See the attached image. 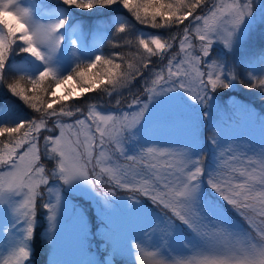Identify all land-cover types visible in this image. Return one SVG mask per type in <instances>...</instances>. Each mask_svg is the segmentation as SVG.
Instances as JSON below:
<instances>
[{"label": "snow or ice", "instance_id": "1", "mask_svg": "<svg viewBox=\"0 0 264 264\" xmlns=\"http://www.w3.org/2000/svg\"><path fill=\"white\" fill-rule=\"evenodd\" d=\"M208 3L60 0L66 7L55 9L40 22L19 0H0V85L40 114L37 119L0 124V165L11 169L0 172V205L8 203L10 197H21L12 211L25 222L24 241L33 237L38 199L39 206L47 210L49 232L57 218L60 193L55 191L54 203L45 202L41 185H49L50 180L69 185L79 179L96 191V185L105 183L100 179L104 174L108 187L103 196L114 195V188L130 193L129 220L138 225L135 232L109 234L113 264L127 254H135V264H145V256L153 258L152 264H264V141L258 146L246 141L247 147L241 151L235 145L236 138L223 135L232 125L221 118L227 110L264 132V113L231 97L224 105L217 102L220 90L237 85L264 100V49L239 61L229 60L248 39L249 32L241 34V28L256 15L257 8L262 10L264 22V0H213L211 7ZM114 5L126 9L141 25L153 29L184 25L182 32L170 33L167 39L159 35L136 37L137 52H143L132 58L121 56V63L103 55L82 58L90 50V34L77 28L67 10L109 9ZM198 9L201 14H197ZM116 32H125L122 22ZM193 38L196 45L189 42ZM177 40L179 62L174 64L175 56L167 58L159 72L146 77L144 70L151 57L163 61V53ZM125 43L131 46L134 41ZM216 45L225 50L222 57L213 58ZM21 54L24 61L32 58L39 62L42 70L30 75L24 72V64L11 62ZM53 61L70 62L69 73L58 75ZM10 66L24 74L8 80ZM202 66L207 70L202 71ZM137 78L143 82L142 91L132 96L126 110L117 108L112 114H102L89 105L85 115L79 107L74 111L65 107L69 100L96 90L110 95ZM69 81L72 88L58 97L55 86ZM54 105H60L59 111ZM53 117L59 135L43 137L42 154L39 134L53 131L46 128V118ZM59 117L75 119L65 123ZM205 128L207 136L202 135ZM177 132L186 136L178 148L155 146L158 137ZM108 151L118 153L117 159L126 163L105 165V160L112 159ZM42 155L56 161L50 177L41 163ZM140 197L160 212L144 207ZM231 211L243 219L247 229L233 220ZM183 229L191 233L190 238L184 236ZM177 240L192 253L186 260L172 256ZM29 255L22 241L0 264H24Z\"/></svg>", "mask_w": 264, "mask_h": 264}, {"label": "rangeland", "instance_id": "2", "mask_svg": "<svg viewBox=\"0 0 264 264\" xmlns=\"http://www.w3.org/2000/svg\"><path fill=\"white\" fill-rule=\"evenodd\" d=\"M53 2L55 1L51 2V0H19L20 5L22 7L30 8L33 12L34 18L40 22L46 21L50 12L60 8ZM208 7H211V4ZM111 8H114V10L116 11H120V9H117L115 5ZM261 11L262 10L260 8H257L256 15L251 18H248L242 25L241 34H243L245 31H248V39L237 48V50L232 54V56L229 57V60L234 59L239 61L241 57L248 56L254 52L258 54L261 49H264V22L261 21ZM204 12H207V8L204 10ZM71 17L73 16L71 15ZM101 21V18L98 17L89 26L82 27L83 31L86 34H90L88 35V44L90 50L82 58L90 60L94 57V55H100V48L98 45L93 43V40L96 35L104 31L105 26L100 23ZM116 21L117 19L115 20V22ZM133 24L136 26L135 23ZM187 24L188 23H186V25ZM128 25L129 24H127L126 22L124 24L125 28L128 29ZM77 28H81L79 23L77 24ZM181 32L182 29L180 32L177 33ZM172 33L176 32L173 31ZM137 34H139V32ZM189 42L193 45H196L198 43V41H196L194 38L191 39ZM172 43V49L168 50V52L163 54L166 57L163 61H161L159 57H151L152 62L149 64L148 69L144 70L146 77L149 73L159 72L161 70V67L167 64V58L175 56L174 64L179 62V60L181 59V56L179 55V41L177 40ZM224 51L225 50L223 49L222 45L214 46L213 58L222 57ZM142 52V49L137 52V47L135 44L131 51H125L121 56L132 58L134 54L138 56ZM22 55L23 54H21V58L19 59L17 65L24 64L25 73L35 75L38 74L40 70H42V65L39 62L35 61L32 58H28L27 61H24ZM119 57H117V60H115L116 63H121ZM52 66L56 68L58 75H67L71 69L72 64L68 61H53ZM201 70L206 71V66H202ZM164 71L165 74H167V68H164ZM1 87L2 85H0V124H15L21 119H31V113L24 108V105L26 104H24L22 100H20L18 97L13 96L12 94V99L7 98V90L1 89ZM66 88H72L71 81H69L66 85H56V95L58 97L63 96L65 94ZM142 88L143 82L139 81V79L137 78V80L133 81L131 85L119 88L116 91L110 90V95L108 92L96 90L86 94L84 97H80L78 99L73 98L72 100H69L66 103L65 107L66 109H71L73 111L76 107H79L86 115L87 109L89 105H91L94 106L95 110L101 112L102 114H112L117 110L114 108H121L126 110L127 105L128 103H130L132 96L135 94H139V92L142 91ZM231 92H236V94L241 95L244 98L256 103L258 106L264 108V100H262L256 92H250L249 90L238 85L232 87L229 90H220L217 93V102L221 105H224L225 102L228 101V99L231 97L234 98L237 102L241 103L240 100L236 99L234 96L229 95V93ZM90 95L94 99H91ZM89 97L91 102H85V99ZM81 98L83 99L81 100ZM142 99H146V97H142ZM78 100L79 102H76ZM93 100L94 102H92ZM117 100H120V102L122 100H126L127 102L122 101L119 105H117ZM82 103L83 107L80 106ZM116 105L118 107H115ZM59 107L60 105H54V108H56L57 111H59ZM236 116L239 115L233 114L232 112L227 110L221 113V118L227 121L228 124L232 125L231 128H227L224 130L223 135L226 137L236 138L235 145H238L241 151L246 149V141H249L253 146L260 145L261 142L264 141V132H262L258 126L248 124L247 121L241 116H239V120H234ZM66 118L67 117H59L62 122H74V119L71 121H67ZM46 119V128L53 129V131L49 132L46 130L45 136L59 135V129L55 128L56 118L53 117ZM228 119H232L233 121L229 122ZM207 134L208 131L205 128L202 135L207 136ZM185 139L186 136L179 132L175 134L164 135L157 138V144L155 146L178 148L179 146H181ZM229 143H231V141H229ZM44 144L45 141L44 139H42V141L39 143L42 154L44 152ZM22 151L23 149H21V152ZM107 155L110 156L112 159L111 161L105 160V165L110 166L111 163H126L123 158L117 159L119 155L118 153L115 154V156H112L111 151H108ZM42 158H47V160L51 162V166L49 165V170L45 169L48 176H51V171L55 168L56 161L43 155ZM41 163L44 168H46L43 161H41ZM10 170L11 169L8 165H0V172H8ZM89 171L91 172V168L89 169ZM95 171L99 172L100 169L96 168ZM91 179L95 180L96 177L93 175ZM100 179L101 181L105 182L96 185V191L100 192L101 195H98L97 192L94 191L91 186L79 179L73 181L69 185H64L61 182V184L64 186V191L68 195H71L73 197H80L83 200V204L85 205V207L80 206L79 203L74 204L71 201L64 199L60 190H58L57 184L48 185L46 189V194L44 195L42 193L43 200L49 203L55 202L56 190H58L60 193V203L57 210V218L51 232H49L47 210L40 206L37 207L34 228L42 224L47 225V227L43 230L45 237H47L46 240H44V246L47 245L46 247L49 248L48 252L45 253V264H113L112 244L108 238L109 234L115 235L122 231L135 232L137 230V223L135 221L129 220L130 208L128 206L127 198L129 196V193H127V191L125 190H123V193H116V190L121 189L114 188V195L103 196L104 192L98 189V187H104L105 190L107 189V176L101 174ZM48 188H52L53 191L50 193L48 191ZM20 199L21 197L19 196L10 197L8 203H6L5 205H0V262H2L3 259L10 254L13 247H15L18 243L22 241L26 243L29 252L32 249L29 244V241H24L25 222L23 220H20L12 211V207L14 206L15 202L19 201ZM37 203L40 204L39 199ZM92 220H94V226H96V228L94 227L95 231L98 232L99 230L102 231V229H104L103 232L105 236H107L106 239H99L102 241L100 243L101 250L104 247L106 248V254L104 259H102L103 254L101 252L93 250V243L97 241H92L94 239V234L92 233ZM100 221L105 223V225H102ZM185 230L187 234L183 232L184 236L190 238L191 233L188 232L187 229ZM173 250L174 252L172 256L176 260H186L192 255V253L188 252V250L185 249L183 245L179 243L178 240L175 242ZM144 259L145 264H152V257L145 256ZM115 264H135V254H127L122 257H118L115 259Z\"/></svg>", "mask_w": 264, "mask_h": 264}, {"label": "trees", "instance_id": "3", "mask_svg": "<svg viewBox=\"0 0 264 264\" xmlns=\"http://www.w3.org/2000/svg\"><path fill=\"white\" fill-rule=\"evenodd\" d=\"M52 1H55L53 3L58 5L60 8L66 7V6H63L60 4V0H51V2ZM212 1L213 0H209L208 6L211 4ZM115 7L117 9H120V11H116V10H114V8L101 9V10L100 9H93V10L70 9V10H67L70 17H71V15L73 16V17H71L73 22L76 21V23L77 24L79 23L80 26H82V27L89 26L98 17L101 18L102 21L100 23L105 25V30H104L105 33L104 34L99 33L97 36H95L94 41H95L96 45H98L100 48V55H103L106 58H113V59L117 60V57L121 56L123 54V52L131 51L133 46L135 45L136 37L142 36L143 38H146L147 36H150V35H159V36L167 39V37L169 36L170 33H172L173 31H175L176 33L180 32L182 27L184 26V25H181L179 27L153 29L147 25H141L138 21H136V19L132 16V14L129 13L126 9H122V7H119L118 5H115ZM205 9L206 8H204L203 11ZM197 14H201L200 9L197 10ZM116 19H117V21L115 22ZM189 19L191 20L192 18L190 17ZM120 22H122L123 24H125L127 22V24H129L128 25L129 30L127 28H125L124 33H117L116 28L119 27ZM133 23H135L136 26ZM186 23H188V21H185V25H186ZM138 32H139V34H137ZM126 40H133L134 44L129 46L125 43ZM163 54H165V53H163ZM20 58H21V55H17L14 57V59L11 60V62L17 65ZM20 75H23V73L18 72L15 68H13L11 66L9 67V69L6 72V76H7L8 80L16 79ZM1 89H6V87L2 86ZM229 95L234 96L236 99L240 100L241 103L250 105L251 107L256 109L257 112L264 113V108L258 106L256 103L244 98L243 96L236 94V92H231V93H229ZM6 97L12 99L11 93L8 92V90L6 92ZM90 97H91V95H90ZM90 97L86 98L85 102H91ZM82 99L83 98H81V100ZM91 99H94V98L91 97ZM79 100L76 102H79ZM122 101L127 102L126 100H122ZM92 102H94V100ZM80 106L83 107V103ZM115 107H118V106L116 105ZM24 108L27 109V111L31 113V115H32L31 119H37L39 117V113L35 112V110L28 108V106H26V105H24ZM112 108H114V107H112ZM114 109H117V108H114ZM74 118L75 117L66 118V119H74ZM45 133H46V130L41 131V133L39 134L38 143H40L42 141L43 137L45 136ZM41 161H43V163L45 164V167H46L45 169L49 170V167L51 166L50 165L51 162H49L47 160V158H45V159L42 158ZM40 188H41V191H43L42 193L45 195L47 187L43 185ZM98 189H100L103 192L105 191L104 187H98ZM208 191H211V189H208ZM116 193H120V190H116ZM140 199H141V203L143 204L144 207H148V208L152 207L153 210L160 212V210L156 209L155 206L150 203V201L146 200V198L140 197ZM217 199H219V197H217ZM222 203H224V202H222ZM37 204L39 206V203H37ZM225 207L226 208L228 207L226 205V203H225ZM45 215H46V212H45ZM230 215L234 221L238 222L243 228L247 229V227H248L247 224L243 221V219L239 215L236 214L235 211H231ZM96 223H97V221H96ZM101 223H102V225H105V223H103V222H101ZM94 224H95L94 220H92V233L94 234L93 236L97 239H106L107 236H105V234L103 232L104 229H102V231L99 230L98 232H96L94 229V227L96 228V226H94ZM46 227H47V225H45V224L36 226L34 228L33 237L31 240H29L30 246L32 249L30 250V255H29V258L27 260L33 261L34 264H45V253L48 252V249H49L46 247L47 245L44 246V240H46L47 237H45L43 230ZM183 232L186 233V230L183 229ZM253 235H255V233H253Z\"/></svg>", "mask_w": 264, "mask_h": 264}, {"label": "bare ground", "instance_id": "4", "mask_svg": "<svg viewBox=\"0 0 264 264\" xmlns=\"http://www.w3.org/2000/svg\"><path fill=\"white\" fill-rule=\"evenodd\" d=\"M28 264H30V263H28Z\"/></svg>", "mask_w": 264, "mask_h": 264}]
</instances>
